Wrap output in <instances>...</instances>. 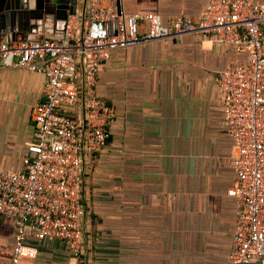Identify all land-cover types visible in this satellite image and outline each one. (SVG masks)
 I'll return each mask as SVG.
<instances>
[{"label": "crops", "instance_id": "1", "mask_svg": "<svg viewBox=\"0 0 264 264\" xmlns=\"http://www.w3.org/2000/svg\"><path fill=\"white\" fill-rule=\"evenodd\" d=\"M89 1L78 0L74 13L84 17ZM207 3L99 2L129 14L152 12L163 23L181 15L197 20ZM118 24L106 27L114 33ZM64 25L50 15L31 32L35 38L60 37ZM240 61L243 56L200 34L114 51L96 75L97 94L113 111L110 135L101 151L83 161L87 254L82 259L61 240L30 237L26 243L36 255L18 264H226L240 206L228 195L238 183L237 148L225 128L214 77ZM44 84L41 73L0 67V171L22 168L33 140L32 109L44 99ZM15 224L0 213V264L10 258Z\"/></svg>", "mask_w": 264, "mask_h": 264}, {"label": "built area", "instance_id": "2", "mask_svg": "<svg viewBox=\"0 0 264 264\" xmlns=\"http://www.w3.org/2000/svg\"><path fill=\"white\" fill-rule=\"evenodd\" d=\"M90 0L85 16L69 14L60 37L0 41V67L23 68L45 78L44 99L32 109L35 123L19 170L0 171V213L15 219L14 245L6 264L33 258L30 237L63 241L84 259L87 211L83 161L105 146L113 111L98 96L96 75L114 51L184 34H200L244 57L214 77L223 119L237 154L239 200L226 264H264V2L208 0L200 17L125 13ZM84 15V14H83ZM118 21L111 33L106 27ZM145 29L139 30V23Z\"/></svg>", "mask_w": 264, "mask_h": 264}, {"label": "water", "instance_id": "3", "mask_svg": "<svg viewBox=\"0 0 264 264\" xmlns=\"http://www.w3.org/2000/svg\"><path fill=\"white\" fill-rule=\"evenodd\" d=\"M77 2L78 0H0V41L2 36L7 41L34 39L31 31L39 28L48 16L54 15L55 19L64 22L69 14L75 12Z\"/></svg>", "mask_w": 264, "mask_h": 264}]
</instances>
